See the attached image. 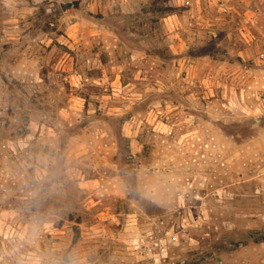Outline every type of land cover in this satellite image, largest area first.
Returning a JSON list of instances; mask_svg holds the SVG:
<instances>
[{
  "label": "rangeland",
  "instance_id": "rangeland-1",
  "mask_svg": "<svg viewBox=\"0 0 264 264\" xmlns=\"http://www.w3.org/2000/svg\"><path fill=\"white\" fill-rule=\"evenodd\" d=\"M264 0H0V264H264Z\"/></svg>",
  "mask_w": 264,
  "mask_h": 264
},
{
  "label": "trees",
  "instance_id": "trees-1",
  "mask_svg": "<svg viewBox=\"0 0 264 264\" xmlns=\"http://www.w3.org/2000/svg\"><path fill=\"white\" fill-rule=\"evenodd\" d=\"M254 233V235H255V239L256 240H264V235L263 234H260V233H258V232H253Z\"/></svg>",
  "mask_w": 264,
  "mask_h": 264
},
{
  "label": "built area",
  "instance_id": "built-area-1",
  "mask_svg": "<svg viewBox=\"0 0 264 264\" xmlns=\"http://www.w3.org/2000/svg\"><path fill=\"white\" fill-rule=\"evenodd\" d=\"M259 58H260L261 60H264V46H263L262 50H261L260 53H259Z\"/></svg>",
  "mask_w": 264,
  "mask_h": 264
}]
</instances>
